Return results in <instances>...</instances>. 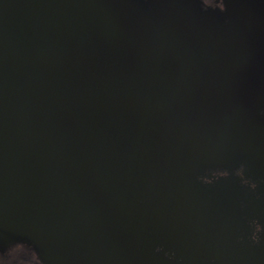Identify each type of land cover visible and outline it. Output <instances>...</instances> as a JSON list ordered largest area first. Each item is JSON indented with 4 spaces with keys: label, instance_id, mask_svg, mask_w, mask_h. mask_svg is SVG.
Here are the masks:
<instances>
[{
    "label": "flooded vegetation",
    "instance_id": "1",
    "mask_svg": "<svg viewBox=\"0 0 264 264\" xmlns=\"http://www.w3.org/2000/svg\"><path fill=\"white\" fill-rule=\"evenodd\" d=\"M127 3L135 74L117 97L133 99L112 136L140 246L171 264H264V0ZM0 255L44 264L27 240Z\"/></svg>",
    "mask_w": 264,
    "mask_h": 264
},
{
    "label": "water",
    "instance_id": "2",
    "mask_svg": "<svg viewBox=\"0 0 264 264\" xmlns=\"http://www.w3.org/2000/svg\"><path fill=\"white\" fill-rule=\"evenodd\" d=\"M127 1L0 0V242L44 264H171L140 246L120 186Z\"/></svg>",
    "mask_w": 264,
    "mask_h": 264
},
{
    "label": "rangeland",
    "instance_id": "3",
    "mask_svg": "<svg viewBox=\"0 0 264 264\" xmlns=\"http://www.w3.org/2000/svg\"><path fill=\"white\" fill-rule=\"evenodd\" d=\"M0 261L3 262V260H2V256H1V255H0Z\"/></svg>",
    "mask_w": 264,
    "mask_h": 264
}]
</instances>
